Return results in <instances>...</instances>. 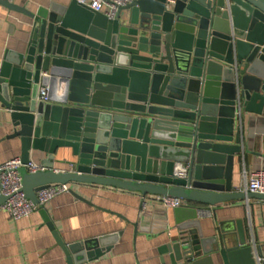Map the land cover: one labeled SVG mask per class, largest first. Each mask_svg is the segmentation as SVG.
<instances>
[{
  "label": "water",
  "instance_id": "obj_1",
  "mask_svg": "<svg viewBox=\"0 0 264 264\" xmlns=\"http://www.w3.org/2000/svg\"><path fill=\"white\" fill-rule=\"evenodd\" d=\"M0 4L34 18L26 45L0 65L8 136L20 138L23 163L46 154L43 170L20 168L25 195L37 203L40 188L78 182L178 197L177 234L161 248L173 264H256L241 222L230 246L221 226L205 234L199 214L264 200L232 180L245 119L264 115V0H133L113 19L77 0L43 15ZM42 84L48 101L38 99ZM67 149L72 170H56ZM39 209L69 264L101 257L118 236L68 245Z\"/></svg>",
  "mask_w": 264,
  "mask_h": 264
},
{
  "label": "crops",
  "instance_id": "obj_2",
  "mask_svg": "<svg viewBox=\"0 0 264 264\" xmlns=\"http://www.w3.org/2000/svg\"><path fill=\"white\" fill-rule=\"evenodd\" d=\"M13 2L35 15H43L53 5H67L71 0ZM126 14L128 11L123 10L122 15ZM33 20L26 13L0 4V65L7 49L20 50L26 45ZM13 130L7 113L0 107V164L21 157L20 138L8 136ZM242 150L235 155L233 165V186L238 191L244 189L256 169L264 167V115H247ZM45 155L33 153L31 161L40 163ZM74 160L70 149L61 150L56 154L55 169L72 170ZM69 184L88 201L76 197L70 190L45 205L62 240L69 245L118 234L101 257L76 264H173L170 254H163L161 248L177 234L174 209H166L152 201L144 206V196L138 191L78 182ZM199 215L205 234L217 235L221 226L227 230L222 234L230 236V246L237 243L238 223L241 222L254 258L257 252L264 254V200L234 199L219 203L212 210H201ZM0 264L69 263L65 249L57 244L53 230L38 209L19 219L0 211Z\"/></svg>",
  "mask_w": 264,
  "mask_h": 264
},
{
  "label": "built area",
  "instance_id": "obj_3",
  "mask_svg": "<svg viewBox=\"0 0 264 264\" xmlns=\"http://www.w3.org/2000/svg\"><path fill=\"white\" fill-rule=\"evenodd\" d=\"M14 1V0H9ZM133 0H77L95 11L104 12L109 18L116 17L119 9ZM174 1V0H170ZM44 76L48 73L43 72ZM50 87L43 85L38 94V99L48 101ZM27 167L30 172L43 170L44 167L34 161L23 163L21 157H14L0 164V196H5L7 199L0 204V211L7 212L11 217L19 219L27 217L38 210L41 206H45L57 195L70 191L69 183H52L40 188L37 191L38 202L35 203L29 199L22 190V176L20 174L21 167ZM182 175H185L181 172ZM239 191L254 192L264 194V167L258 168L247 179L244 189ZM161 204L166 209H174L181 206L184 200L178 197L169 195H152L148 194L143 197V205H148L149 202ZM256 264H264V254L257 252L255 255Z\"/></svg>",
  "mask_w": 264,
  "mask_h": 264
}]
</instances>
